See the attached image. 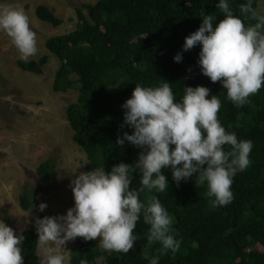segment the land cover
I'll use <instances>...</instances> for the list:
<instances>
[{
    "label": "trees",
    "instance_id": "trees-1",
    "mask_svg": "<svg viewBox=\"0 0 264 264\" xmlns=\"http://www.w3.org/2000/svg\"><path fill=\"white\" fill-rule=\"evenodd\" d=\"M229 2L234 14L244 19L239 5L247 0ZM216 3L218 0H99L75 8L78 24L73 32L46 42L48 51L61 63L54 92L65 93L76 84L80 88L77 102L68 106L66 115L74 142L87 154V171L102 163L106 172L119 163L135 165L141 149L128 142L119 146L116 141L124 132L132 134L126 125L121 127L122 105L136 84L158 86L164 80L172 85L177 99L184 87H206L222 102L218 117L226 130L253 142L251 164L233 178L234 198L227 206L212 208L206 185H196L193 177L177 186L166 169L167 190L140 194L143 202L158 197L173 219L176 238L182 240L180 250L161 256L159 264H264V249H259L264 247V86L248 104L238 108L227 100L219 82L212 83L201 74L200 46L182 52L185 38L198 30L205 15H215L217 22L224 18ZM253 7L258 10V0ZM36 16L54 27L63 24L45 5L37 8ZM177 53L182 54L179 63L174 61ZM47 62L43 57L39 62L18 61L17 65L35 73ZM56 171L53 159L39 166L37 175L42 184L37 190L27 187L20 196L24 211H34L36 201L52 189ZM133 176L131 187L138 188L140 176ZM6 222L16 230L8 217ZM148 227L141 217L134 230L141 238L127 254H107L96 240L78 237L70 264H79L85 257L89 264H148L143 256ZM19 233L25 237L24 264H40L35 227ZM159 248L153 244L149 254L159 255Z\"/></svg>",
    "mask_w": 264,
    "mask_h": 264
},
{
    "label": "clouds",
    "instance_id": "clouds-1",
    "mask_svg": "<svg viewBox=\"0 0 264 264\" xmlns=\"http://www.w3.org/2000/svg\"><path fill=\"white\" fill-rule=\"evenodd\" d=\"M254 0L239 5L244 19L234 14L229 0H218L216 8L224 18L205 15L197 31L185 38L182 52L200 46L198 65L212 83L219 82L226 98L236 107L264 86V13L253 7ZM254 21V23H246ZM0 31L6 33L22 60L37 51V35L21 8L0 3ZM174 61H182L177 53ZM222 102L203 86L184 87L177 99L172 85L162 80L158 86L136 84L131 97L122 105L123 124L132 134L123 133L116 144L125 142L141 149L134 166L114 165L106 172L103 163L80 172L70 182L74 206L65 215L34 217L40 251V264H70L69 241L99 239L105 252L127 254L141 237L135 234L137 222L148 225L143 253L148 264H159L160 257L175 255L182 240L174 233L173 219L156 196L140 200L145 190L164 192L170 170L179 186L195 177L196 185H206L212 208L227 206L233 200V178L251 164V140L238 139L219 120ZM226 146L228 150H226ZM140 176L139 187L132 188L133 174ZM46 203H40L43 212ZM25 237L0 220V264H24ZM159 244V255L148 249ZM79 264H89L81 258Z\"/></svg>",
    "mask_w": 264,
    "mask_h": 264
},
{
    "label": "rangeland",
    "instance_id": "rangeland-1",
    "mask_svg": "<svg viewBox=\"0 0 264 264\" xmlns=\"http://www.w3.org/2000/svg\"><path fill=\"white\" fill-rule=\"evenodd\" d=\"M98 1L0 0L2 4L23 9L37 35V53L22 60L10 38L0 31V220L10 226L6 222L8 217L19 232L35 227L34 217L65 215L74 206L71 180L80 172H87V154L74 142L66 115L68 106L77 102L80 88L76 84L65 93L54 92L53 83L61 63L48 51L46 42L77 28L76 7ZM40 5L47 6L63 24L54 27L38 19L36 10ZM258 10L264 13V0H258ZM43 57L48 62L35 73L23 71L17 65L18 61L39 62ZM50 159L57 163L52 189L36 201L34 211H24L20 196L27 187L37 190L41 186L37 170ZM40 203L47 204L43 212L38 211ZM77 239L66 244L71 253ZM96 241L99 243V239ZM259 249L262 251L264 247ZM104 260L105 257L99 262Z\"/></svg>",
    "mask_w": 264,
    "mask_h": 264
}]
</instances>
